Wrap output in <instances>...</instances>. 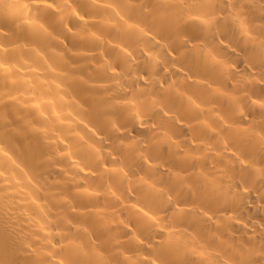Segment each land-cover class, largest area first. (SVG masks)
<instances>
[{"label": "clouds", "instance_id": "1", "mask_svg": "<svg viewBox=\"0 0 264 264\" xmlns=\"http://www.w3.org/2000/svg\"><path fill=\"white\" fill-rule=\"evenodd\" d=\"M0 264H264V0H0Z\"/></svg>", "mask_w": 264, "mask_h": 264}]
</instances>
